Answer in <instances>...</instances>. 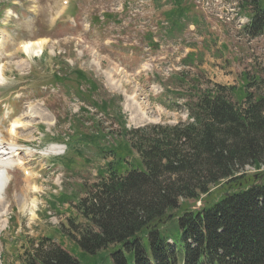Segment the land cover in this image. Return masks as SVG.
Returning a JSON list of instances; mask_svg holds the SVG:
<instances>
[{
    "label": "rangeland",
    "instance_id": "1",
    "mask_svg": "<svg viewBox=\"0 0 264 264\" xmlns=\"http://www.w3.org/2000/svg\"><path fill=\"white\" fill-rule=\"evenodd\" d=\"M174 1L0 0V135L31 155L29 176L9 171L0 264H23L47 240L74 252L75 206L106 177L125 128L185 123L188 96L216 85L264 93V37L242 32L240 0H184L178 25L167 16ZM31 43L42 53L27 56ZM242 174L261 184L264 165Z\"/></svg>",
    "mask_w": 264,
    "mask_h": 264
},
{
    "label": "trees",
    "instance_id": "2",
    "mask_svg": "<svg viewBox=\"0 0 264 264\" xmlns=\"http://www.w3.org/2000/svg\"><path fill=\"white\" fill-rule=\"evenodd\" d=\"M183 1L172 2L170 21L190 12ZM241 7L243 33L264 37V0ZM241 94L216 85L188 96V122L125 128L106 177L75 206V253L47 240L23 264H264V180L237 176L264 165V93ZM218 186L216 198L187 207Z\"/></svg>",
    "mask_w": 264,
    "mask_h": 264
},
{
    "label": "bare ground",
    "instance_id": "3",
    "mask_svg": "<svg viewBox=\"0 0 264 264\" xmlns=\"http://www.w3.org/2000/svg\"><path fill=\"white\" fill-rule=\"evenodd\" d=\"M0 37H2L0 35ZM30 43V42H28ZM35 46V47H34ZM23 49V51L26 53V55L30 56V55H34V56H38L39 54L42 53L43 50V46L41 45V43L38 44H25L22 45L21 47ZM4 71H2V66L0 65V77L4 76ZM28 114L32 117H34L33 112L30 111L28 112ZM18 124V123H17ZM17 125L14 124L13 127L15 128ZM6 147H9L12 151L15 150V148L13 147V145H5L4 143V138L2 137V135H0V156L2 154L5 153V150L7 149ZM53 149H58L61 150L62 148L58 147L57 145L53 146ZM14 159H17L18 156H13ZM14 164L13 159L6 161V162H2V159H0V207L1 204L4 202V196L5 195V191L6 188L8 187L9 183L11 182V176L9 175V168ZM1 209H0V217H1ZM6 228V224L5 222L1 223L0 222V229L3 230Z\"/></svg>",
    "mask_w": 264,
    "mask_h": 264
}]
</instances>
